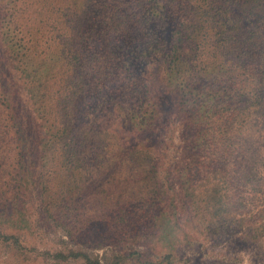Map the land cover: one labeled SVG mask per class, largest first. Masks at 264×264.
I'll return each instance as SVG.
<instances>
[{
    "label": "trees",
    "instance_id": "trees-1",
    "mask_svg": "<svg viewBox=\"0 0 264 264\" xmlns=\"http://www.w3.org/2000/svg\"><path fill=\"white\" fill-rule=\"evenodd\" d=\"M0 10L4 56L35 114L42 168L34 180L16 92L0 83V142L8 137L1 158L10 161L0 164V219L27 224L25 192L35 181L46 210L61 199L74 205L64 207L69 212L97 215L95 194L83 191L90 184L83 172L113 177L127 164L148 171L149 197L131 192L126 198L122 189L111 206L103 199L97 207L111 220L84 237L90 244L128 238L145 217L143 206L153 202L161 173L148 136H138L157 131L164 111L147 82L156 69L190 137L175 170L193 218L208 232L237 224L244 226L242 239H262L264 223L232 214L242 204L232 184L233 172L241 183L258 184L264 165V0H0ZM109 107L136 136L131 144L101 127ZM203 151L216 158L203 165ZM6 170L10 178L3 177ZM2 229L0 243L19 248L21 236ZM40 255L55 264H135L140 253L99 255L77 246Z\"/></svg>",
    "mask_w": 264,
    "mask_h": 264
},
{
    "label": "rangeland",
    "instance_id": "rangeland-1",
    "mask_svg": "<svg viewBox=\"0 0 264 264\" xmlns=\"http://www.w3.org/2000/svg\"><path fill=\"white\" fill-rule=\"evenodd\" d=\"M2 16L0 10V20ZM7 61L0 37V70L2 73L0 83L4 88L10 86L16 92L17 106L21 112L25 135V150L28 154L25 161L28 163V170L33 173V179L36 180V176L42 169L37 154L39 151L37 120L29 97L18 85V73ZM147 80H149L147 82L150 96L155 99V102L157 101L158 107L160 100L164 101V111H160L157 131L147 134L141 132L138 136L141 138L148 136V142L155 149L154 155L159 161L158 167L161 173L156 181L155 190L157 192L150 195L153 197V202H148L149 207L143 206L145 217L136 222V229L129 234L128 238L126 236L111 240L102 238L100 244H90L88 243L89 238L84 237L89 234L93 226L106 227L111 220L107 217L105 210L97 207L103 199L105 204L111 206L122 189L128 193L126 198L131 192L149 197V192L152 190L150 189L151 184L148 183L150 181L143 182L148 171L139 166L126 164L124 172L117 171L116 174H111L113 177L104 174L101 180L99 178L102 176L99 177L98 172L90 174L83 172L82 177L86 175L90 177L87 180L90 183L89 187L87 188L85 184L83 191L95 194L97 201L92 204H96L93 208L99 212L97 215L86 213L84 209L69 212L64 207L70 210L74 205L69 202L67 206L60 204L61 199H58L56 205L50 210H46L35 197L39 193L35 188L37 186V181H35V185H31L25 192L30 196V203L22 210L27 218V224L18 223L12 227L8 222H4L5 219H0V226L3 225L2 230L21 236L19 248H15L16 246L12 244L7 246L5 243H0V264H55L52 259L42 257L40 252L46 250L54 252L60 249L67 252L69 248L77 246L99 255L109 249L125 254H132L134 250H138L140 256L135 264H264V235L256 242L242 239L240 232L244 226L239 227L237 224H232L225 232H208L204 225H200L193 218L189 201L179 192L180 178L175 170L182 166V152L190 137L185 135L186 131L182 130L179 124L182 119L178 115L175 97L163 86L158 71L153 69ZM151 97L149 98L153 101ZM100 124L103 129L115 132L122 144L129 145L135 140L136 136L124 129L114 107H109L102 113ZM7 140L8 137H5V142H0L1 146ZM1 155L2 149H0V164H9L10 161L1 158ZM201 155L203 165L209 164L211 158H216L215 155L204 156V151ZM85 161L91 163V160L86 159ZM142 164L145 166L144 161ZM260 169L262 173L258 184L255 181L241 183L237 172H233L235 179L232 184V193L236 197L235 202H242L236 207L237 213L232 214L252 218L258 224L264 223V165ZM3 177L10 178L7 170ZM68 212L70 216L67 215ZM61 264H79V262L70 261Z\"/></svg>",
    "mask_w": 264,
    "mask_h": 264
}]
</instances>
